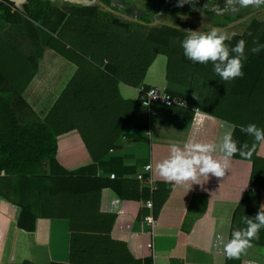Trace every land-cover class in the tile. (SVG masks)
Returning <instances> with one entry per match:
<instances>
[{"label":"crops","instance_id":"1","mask_svg":"<svg viewBox=\"0 0 264 264\" xmlns=\"http://www.w3.org/2000/svg\"><path fill=\"white\" fill-rule=\"evenodd\" d=\"M8 1L22 22L2 24L0 40L29 62L32 78L22 98L32 111L30 119L37 120L45 118L77 70L47 47L70 8L92 7L104 21L116 17L185 33L217 27L235 34L226 41L230 48L241 39L246 42L252 22L264 24V5L226 9V0H188L183 6L179 0ZM151 87L166 90L186 106H160L151 115L140 105L99 163L94 164L77 131H70L58 138L56 156L66 175L0 174V264H226L223 245L233 212L250 189L251 161L237 153L225 175H210L203 187L163 181L155 164L170 154L172 144L183 146L189 139L218 143L225 121L210 114L212 87L200 76L192 75L188 84L166 80L163 55L152 61L142 85L119 84L118 92L123 100L136 102ZM237 137L234 129L233 139L241 146ZM256 151L264 158V144ZM148 164L158 186L153 194L136 179ZM149 199L154 227L144 221ZM262 204L264 189L259 209ZM240 264H264V248H247Z\"/></svg>","mask_w":264,"mask_h":264},{"label":"trees","instance_id":"2","mask_svg":"<svg viewBox=\"0 0 264 264\" xmlns=\"http://www.w3.org/2000/svg\"><path fill=\"white\" fill-rule=\"evenodd\" d=\"M12 8L11 2L0 0V26L22 22ZM238 18H226L222 25ZM186 35L175 28L116 17L104 21L92 7L68 9L66 21L47 47L74 63L77 70L43 120L30 119L32 111L22 98L24 86L32 78L29 62L0 40V174L66 175L56 156L58 138L70 131H77L94 164L99 163L141 105L140 96L136 102L123 100L118 85H142L152 61L163 55L166 80L188 84L196 74L208 82L212 87L210 114L235 125L241 146L249 145L251 156L241 157L252 164L250 189L233 212L229 239L233 231L245 228L242 218L258 214L264 189V158L256 151L259 143L241 131V126L253 123L264 129V48L259 53L251 51L254 40L264 44V24L250 25L242 61L244 75L228 81L214 72L211 62L194 63L185 57L181 45ZM157 107L152 105L153 110ZM147 195L145 192L144 198ZM252 245L264 248V228ZM242 254L239 258L226 256V264H240Z\"/></svg>","mask_w":264,"mask_h":264},{"label":"clouds","instance_id":"3","mask_svg":"<svg viewBox=\"0 0 264 264\" xmlns=\"http://www.w3.org/2000/svg\"><path fill=\"white\" fill-rule=\"evenodd\" d=\"M185 3H188V0H179L180 6ZM236 4L245 8L260 7L264 5V0H226L225 8H231ZM186 33L181 45L185 57L194 63L211 62L214 72L225 81L243 77L245 40H239L234 47L230 48L226 41H230L235 34L229 35L217 27L207 32L189 29ZM253 44L254 47L251 49L253 53H259L264 48V44L256 40ZM195 111L202 121L203 117L199 108ZM235 127L225 121L224 131L218 143L197 142L189 139L183 146L172 144L170 154L155 164L158 176L167 183L185 186L188 189H191L194 184L203 187L210 175L223 177L230 167L233 156L239 153L242 157H250L252 154L248 144L238 146L237 141L233 139ZM241 131L254 137L257 143L264 144V129L258 128L256 124L241 126ZM242 222L246 227L233 231L231 238L227 239L223 245V250L229 258H239L241 253L252 246V241L258 239L260 229L264 228V204L260 206L254 218L244 216Z\"/></svg>","mask_w":264,"mask_h":264},{"label":"built area","instance_id":"4","mask_svg":"<svg viewBox=\"0 0 264 264\" xmlns=\"http://www.w3.org/2000/svg\"><path fill=\"white\" fill-rule=\"evenodd\" d=\"M140 102L141 106L147 108L150 110V114L154 115L156 114L152 110V105H159L162 107L170 108V107H185V101L178 98L177 96H174L167 92L166 90H162L159 88L151 87L147 90L142 91L140 94ZM151 164L146 165L143 170L137 174L136 179L142 184L144 189H146L150 194H153L157 191L158 186L152 176L151 173V167H149ZM112 179L114 178V175L110 176ZM144 207H146L149 211V214L144 218V221L147 225L154 227L156 220L153 215V204L152 200L149 199L145 201ZM148 248L151 249L152 245L148 244Z\"/></svg>","mask_w":264,"mask_h":264},{"label":"rangeland","instance_id":"5","mask_svg":"<svg viewBox=\"0 0 264 264\" xmlns=\"http://www.w3.org/2000/svg\"><path fill=\"white\" fill-rule=\"evenodd\" d=\"M50 107H51V106H50ZM50 107H49V108H50ZM49 108H48V109H49Z\"/></svg>","mask_w":264,"mask_h":264}]
</instances>
